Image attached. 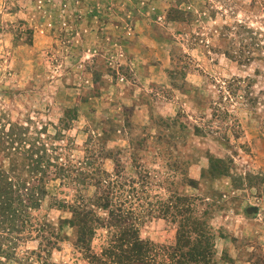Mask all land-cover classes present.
<instances>
[{
  "label": "rangeland",
  "instance_id": "1",
  "mask_svg": "<svg viewBox=\"0 0 264 264\" xmlns=\"http://www.w3.org/2000/svg\"><path fill=\"white\" fill-rule=\"evenodd\" d=\"M2 171L0 264H85L58 204L90 172L141 239L188 218L216 264H264V0H0Z\"/></svg>",
  "mask_w": 264,
  "mask_h": 264
},
{
  "label": "trees",
  "instance_id": "2",
  "mask_svg": "<svg viewBox=\"0 0 264 264\" xmlns=\"http://www.w3.org/2000/svg\"><path fill=\"white\" fill-rule=\"evenodd\" d=\"M0 176L1 183L5 184L0 187V193L7 197L9 192L12 193L8 188L11 184L7 183L3 171ZM90 176L87 174L86 177L92 181L94 179L93 184H90L95 189L92 198L85 200L80 196L71 204H58V207L71 213L68 223L76 232L73 248L85 264H216L213 261L212 236L202 224L188 218L173 220L174 216L171 215V222L177 224L173 245L143 240L139 236L140 218L135 214L132 190L121 193V189L112 180L104 181L103 186L101 174L90 172ZM41 194L43 196L44 188L41 189ZM120 197H124V200ZM12 199L5 204L9 212H14L11 207ZM99 230L105 231L106 239L99 251H93L92 243ZM59 240L61 237L57 232L53 242L49 241L48 244L57 245Z\"/></svg>",
  "mask_w": 264,
  "mask_h": 264
},
{
  "label": "water",
  "instance_id": "3",
  "mask_svg": "<svg viewBox=\"0 0 264 264\" xmlns=\"http://www.w3.org/2000/svg\"><path fill=\"white\" fill-rule=\"evenodd\" d=\"M255 210H254V208H252V207H248L247 209H246V213L247 214H251L252 212H254Z\"/></svg>",
  "mask_w": 264,
  "mask_h": 264
}]
</instances>
